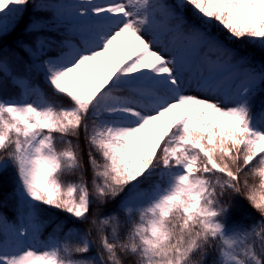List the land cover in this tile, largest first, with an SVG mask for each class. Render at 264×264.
Segmentation results:
<instances>
[{"label": "snow or ice", "instance_id": "snow-or-ice-1", "mask_svg": "<svg viewBox=\"0 0 264 264\" xmlns=\"http://www.w3.org/2000/svg\"><path fill=\"white\" fill-rule=\"evenodd\" d=\"M0 264H264V0H0Z\"/></svg>", "mask_w": 264, "mask_h": 264}]
</instances>
